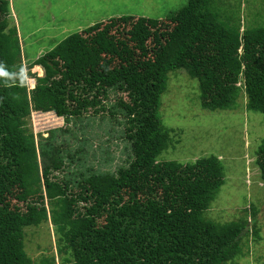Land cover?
<instances>
[{"label": "trees", "instance_id": "trees-1", "mask_svg": "<svg viewBox=\"0 0 264 264\" xmlns=\"http://www.w3.org/2000/svg\"><path fill=\"white\" fill-rule=\"evenodd\" d=\"M10 11V0H0V264H56L25 250L24 228L46 221L59 234L60 264H228L241 257L248 221L206 215L225 183L218 156L158 159L172 132L161 119V95L169 73L184 68L198 80L203 108L234 109L244 91L247 109L264 113V27L231 29L210 0H188L166 19L111 18L30 60L28 68H43L30 89ZM112 91L119 96L108 104ZM33 111L74 123L115 117L130 161L116 171L84 167L67 175L65 163L80 159L86 141L78 138V149L57 142L61 128L36 140ZM255 155L264 181V138ZM252 234L260 238L254 224Z\"/></svg>", "mask_w": 264, "mask_h": 264}, {"label": "rangeland", "instance_id": "rangeland-1", "mask_svg": "<svg viewBox=\"0 0 264 264\" xmlns=\"http://www.w3.org/2000/svg\"><path fill=\"white\" fill-rule=\"evenodd\" d=\"M187 2L10 0L9 19L11 25L15 24L18 29L26 83L30 87L35 82L34 76L43 75L36 66L28 68L29 61L51 50L68 35L124 15L166 19ZM210 6L218 19L231 29L264 27V0H210ZM112 92L108 104L115 102L116 96H119ZM199 95L198 80L184 68L169 73L167 88L161 95L160 115L163 124L172 129L171 142L158 159L184 163L209 155L218 156L224 166L225 183L206 215L223 223L246 219L243 255L228 264H263L264 181L255 162V151L264 138V113L247 109L244 91L237 100L236 108L225 110L203 108ZM46 117L45 122L38 123L37 118L31 116L29 119V127L36 140L41 136L49 137L52 129L61 128L57 142L70 141L73 149H78V138L86 141L80 143L83 150L80 159L76 156L75 163H65L67 175L84 167L116 171L130 161V146L120 135L124 125L115 117L106 121V118L96 115L77 123L73 120L67 122L64 117L55 120H50L49 115ZM253 224L259 231L258 239L252 234ZM24 231L25 250L34 261L55 258L56 264H60L59 234L51 221L27 226Z\"/></svg>", "mask_w": 264, "mask_h": 264}, {"label": "built area", "instance_id": "built-area-1", "mask_svg": "<svg viewBox=\"0 0 264 264\" xmlns=\"http://www.w3.org/2000/svg\"><path fill=\"white\" fill-rule=\"evenodd\" d=\"M31 87H33V85ZM48 115L52 116V118H53L54 113L53 112H44V111H33L32 112V117L37 118V123L38 122H45L44 120L47 119L46 116H48Z\"/></svg>", "mask_w": 264, "mask_h": 264}, {"label": "clouds", "instance_id": "clouds-1", "mask_svg": "<svg viewBox=\"0 0 264 264\" xmlns=\"http://www.w3.org/2000/svg\"><path fill=\"white\" fill-rule=\"evenodd\" d=\"M35 66H37V65H35ZM39 66H40V65H39ZM41 68H42V67H41ZM27 84H28V83H27ZM32 85H33V87H34L35 82H33ZM28 86H29V84H28ZM33 87L30 86L29 88L31 89V88H33ZM44 112H53V113H54V116H53L54 118H55V117H56V118H57V117H61V116H58L54 111H44Z\"/></svg>", "mask_w": 264, "mask_h": 264}, {"label": "bare ground", "instance_id": "bare-ground-1", "mask_svg": "<svg viewBox=\"0 0 264 264\" xmlns=\"http://www.w3.org/2000/svg\"><path fill=\"white\" fill-rule=\"evenodd\" d=\"M36 68H37L38 70H41V68H40L39 66H36ZM49 117H50V118H49L50 120H55V118H56V117H55V118H51L52 116H49ZM56 119H57V118H56ZM58 119H59V118H58Z\"/></svg>", "mask_w": 264, "mask_h": 264}]
</instances>
